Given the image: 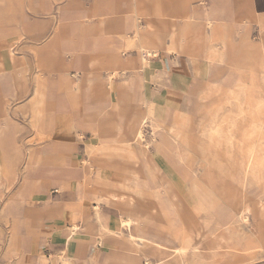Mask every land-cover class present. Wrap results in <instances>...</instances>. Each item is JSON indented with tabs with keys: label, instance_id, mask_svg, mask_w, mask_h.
Masks as SVG:
<instances>
[{
	"label": "rangeland",
	"instance_id": "374dc122",
	"mask_svg": "<svg viewBox=\"0 0 264 264\" xmlns=\"http://www.w3.org/2000/svg\"><path fill=\"white\" fill-rule=\"evenodd\" d=\"M33 1L40 9H32L30 0H7L14 25L26 33L10 37L11 45H0V55L11 52L24 75L21 92L5 85L0 91L6 114L0 115V264H62L64 238L56 248V233L63 235L65 226L47 220L46 194L24 195L27 189L48 188V196L59 200L67 187L47 178L71 180L78 191L87 184L97 193L89 198L93 202L103 195L101 186L111 182L118 197L104 208L102 224L125 251L135 245L128 242V228L119 219L137 220L132 228L136 252L151 264H264V0H254L258 16L247 39L258 43L260 56L251 54L242 69L226 64L223 45L211 43L210 32L204 30L198 46L185 42L194 21L190 13L184 19L167 17L164 32L174 43L172 53L162 50L141 63L140 47L153 50L159 41L163 0H136L138 19L129 11L131 2L123 1L120 14L139 21L142 34L140 41L131 36L121 40L120 51L117 44L106 45L111 38L120 41L118 31H110L111 22L95 15L97 6L107 8L104 0L99 5L98 0ZM233 4L234 18L247 14L248 0ZM47 5L50 9L44 10ZM191 8L213 11L221 4L197 0ZM35 21L43 27L31 29ZM99 35L97 46L94 38ZM47 40L50 44L43 47ZM69 43L74 50L65 58ZM121 58L128 65L110 80L111 67ZM4 59L0 63L10 62ZM70 61L78 69L76 76L67 68ZM31 99L36 102L32 110ZM80 103L83 112L98 117L101 109L94 105H102V117L78 116L73 106ZM142 121L139 143L136 132ZM250 154L256 167L244 170ZM165 191L176 206L168 217L182 221L180 234L169 229L170 221L159 211ZM82 207L92 216L89 204L84 201ZM30 210L38 222L27 219ZM16 215L25 224L18 226L24 234L20 239L12 231ZM63 216L70 218L69 229L84 224V213ZM80 229L84 241L75 261L110 264V247L96 243L101 224L92 221ZM14 239L24 250L12 247Z\"/></svg>",
	"mask_w": 264,
	"mask_h": 264
},
{
	"label": "crops",
	"instance_id": "0c3cea01",
	"mask_svg": "<svg viewBox=\"0 0 264 264\" xmlns=\"http://www.w3.org/2000/svg\"><path fill=\"white\" fill-rule=\"evenodd\" d=\"M99 1L98 0V5H99ZM123 1L126 0H121L120 3H113L110 0H104L106 7H107V12H108V18L103 20V22H111V25H109L110 27V31H118L117 33H119V39H114L111 38L109 42L106 43L110 44V45H116L117 47H115L116 51H120L123 50V42L121 40L124 39L125 35L127 36H131L132 38H135V40L140 41V36L142 34L141 32V26L142 24L139 21H132L130 15H124V14H120V5L123 3ZM197 0H163V6L160 12V17L158 18V22H159V31H160V38L159 41L155 44V48L154 49H159V54L162 53V50H170V47L172 48L173 51V47H174V43L172 40H166L165 37V32H164V28L166 26L167 23V17H170L171 19H184L185 17H189V13L191 15V19H194V21L191 23V25L189 26L188 30L186 31V33L184 34L183 39H185V42L188 44H192L194 46H198V41L200 39H204V30L206 32H210L209 37L211 39V43L215 44H222L223 45V60L226 61L227 65L233 66L236 69H242L244 68L246 65V61L251 57V54H254V57H256L255 59H258L260 56V51H259V47H258V43H254L251 40H247L249 38L248 35V28L251 24V22L253 21H257V12L255 9V3L254 0H248V12L246 14V16L244 17L243 20L245 21H237L234 16H233V8H234V4H233V0H216L217 2H219L221 4V8L217 9V10H211L210 8L205 9L203 11H196L195 9L191 8V4ZM5 2V6L4 7H0V15H3L2 19V23H0V45L2 46H7L9 45L10 42V37L11 39L17 34L18 37H21L22 34H25L26 32L23 30V27L21 29L17 28L14 25V15H13V11L14 10H10L6 8L7 5V0L4 1ZM127 2V1H126ZM129 2H131V8H130V12L133 13V15L135 16V18H140V16L138 15V8H137V2L136 0H129ZM128 2V3H129ZM125 3V2H124ZM30 7L32 9H40L33 0H30ZM170 5H172L174 8L173 10L170 12ZM49 6L47 5L45 7L44 10H49ZM98 12V6L96 8V13ZM195 14V16L193 15ZM193 15V17H192ZM97 16V15H96ZM163 18V19H162ZM211 20L212 21V25L211 27H207V22ZM1 21V20H0ZM9 21V23H8ZM44 24L38 23V22H34L31 25H29V27L31 29H38L40 27H43ZM216 31H212V29L214 28ZM58 27V24H57ZM90 29V27H89ZM135 30H137V37L134 36V32ZM98 33H101L103 36L107 34H104V32H102L101 30L98 31ZM16 39V37H15ZM102 36L99 35L98 37L95 36L94 40V44H96L97 46L99 45V42L101 41ZM126 39V37H125ZM238 39V40H237ZM119 43V45H118ZM12 44V43H11ZM10 44V45H11ZM50 41L47 40L44 45H49ZM157 45V46H156ZM165 47H164V46ZM228 45H232L234 46L235 49H233L231 51V48L229 47L228 49ZM42 47V48H43ZM41 48V49H42ZM175 48V47H174ZM153 49V50H154ZM40 50V49H39ZM39 50H38V56H39ZM65 52L68 53L65 55V58H70L69 53H73L74 50V45L69 43L65 48H64ZM236 51H239L238 54L239 56H241V58H243L244 63L243 65H234L233 64V60L235 59L234 56L236 55ZM54 54V58H55V53ZM64 54V53H63ZM14 55L11 54V52H6L5 55H0V57L5 58L4 60H10V62H5V63H0V91L3 89V85H5L6 90H10V91H19L21 92V88H20V84H21V78L24 77L23 75V67L21 66L20 60L18 59H13ZM38 60V59H37ZM124 61L125 62V68L127 67V58L123 59H119L118 62L114 63L111 67V69L113 70V66L116 65L117 63H119L120 61ZM36 66H38V61L36 63ZM10 67V68H9ZM69 70H71V74L78 72V69L76 68V65H74L72 63V61H70V63L68 64L67 67ZM124 68V69H125ZM234 68V69H235ZM21 69V70H20ZM111 70V72H112ZM20 75V76H19ZM18 77V79H17ZM36 87V86H35ZM34 105L33 106H28L30 110H32L34 107L36 108V102L33 101ZM84 103V101L82 102V104ZM61 105V106H60ZM1 103H0V115H2L1 118L6 117L5 112L3 111L2 107H1ZM62 104H58V107H62ZM99 106V108H98ZM76 107H78V116H82V115H93L91 117H93V119L98 120L100 117H102V105H99L97 103H95L94 108L95 109H101V113H100V117L97 116L98 113H91L90 112H83L82 108L83 106L81 105V103L79 104V106L75 107L73 106V108L76 109ZM97 109V110H98ZM32 112V111H31ZM98 112V111H97ZM59 141V140H57ZM64 142V141H62ZM65 142H69V141H65ZM74 143V142H73ZM76 144V143H74ZM77 146V145H76ZM18 149V147H17ZM16 149V150H17ZM19 150V149H18ZM72 157L76 158V155H72ZM84 170L86 169L87 166L84 165ZM48 183L49 182H53L55 183L57 186L63 188V186L67 187V191L65 192L64 195L60 196L59 198V202L62 203L63 208H60L58 210H54L52 209V199L48 196V188L47 189H43V188H36V189H27L26 193H24V195L26 196H33V195H37L39 192H42L43 194H46L45 197H43L42 199H45V211L48 213L47 215V220L49 221H55V222H59L60 224H63L65 226V229H67V227L70 225L71 221L70 218H65L63 216V211H64V207H69L72 211V214H76L78 215L79 213H84L85 211L82 207V202H86L87 204H89L90 207H92V200H90L89 198L87 199L86 195H90V196H94L97 193L93 192L88 186L87 184L81 186L80 191H78V187H75V182L70 181H55L54 179L49 180V178H47ZM81 183V182H79ZM48 185V184H47ZM44 185V186H47ZM82 185V184H81ZM56 190V189H55ZM58 190V189H57ZM68 190L71 192L70 196L68 195ZM75 195L78 196L77 200L74 198ZM25 198V196H24ZM43 211V210H42ZM33 212V213H32ZM30 216L27 217V219H30V221L32 220H36V222H38L37 220V214L35 211L30 210L29 212ZM93 215V213H92ZM21 215H16L13 221V227H12V231H13V235L17 236L18 239H20L22 236H24L23 233H20V231L18 230V226L19 225H25L24 224V219L21 218ZM44 218L46 216H43ZM46 220V219H45ZM67 221H69V225L67 223ZM25 222H28L25 220ZM67 224V225H66ZM31 233V232H30ZM30 233H28L27 235H30ZM67 231L65 230L62 234H59L58 232L56 233L58 235V239L60 242L56 248L61 245V240L64 238V236L66 235ZM3 235L2 233V229H0V236ZM85 240L90 241L88 238ZM98 240V239H97ZM96 240V243H97ZM12 247L16 250L17 249H22L24 250L22 247H20V245H17V240L14 239V242L12 243ZM19 247V248H18ZM12 249V248H11ZM62 251V245L61 248L59 249ZM29 251V249L27 250ZM55 251V250H54ZM77 252V251H76ZM75 252V253H76ZM69 253V252H68ZM79 262L75 261V264H79ZM34 264V263H33ZM36 264H39V262Z\"/></svg>",
	"mask_w": 264,
	"mask_h": 264
},
{
	"label": "bare ground",
	"instance_id": "6f19581e",
	"mask_svg": "<svg viewBox=\"0 0 264 264\" xmlns=\"http://www.w3.org/2000/svg\"><path fill=\"white\" fill-rule=\"evenodd\" d=\"M244 5H245V7H247L246 4H244ZM173 8L174 7L172 5H170V8H169L170 9V12L173 10ZM246 10H248V8ZM96 15L99 16L103 20L107 19L108 18L107 8L106 9H102V8H99L98 7V12H97ZM244 16H246V13L243 12V14H239L238 16H236L235 19L237 21H245V20H243L244 19ZM211 25H212V21L209 20L207 22V27L209 28V27H211ZM134 36L137 37V30H135ZM125 37L127 38V35H125ZM227 47H228V49L230 47L231 48V51L233 49H235L233 45H232V47H231V45H228ZM170 50H172L171 47H170ZM238 52L239 51H236L235 52L236 55L234 56L235 59L233 60V64L234 65H243V63H244L245 60H243V58H241V56H239ZM140 53H141V57H140L141 63L144 64L147 61V58L149 56H154V55L157 56V55H159V49L149 50V49H145L143 47H140ZM171 53H172V51H171ZM124 64H125V62L121 60L119 63H117L116 65L113 66V70L110 73L111 76L109 77L110 80L112 79V76L113 75H116L118 73V71L124 70V68H125V65ZM73 74H74V76H76V74H78V72H75ZM30 102L33 103V100L31 99ZM144 125H145V121H142L141 123H139V127H138V130L136 132V135H137L136 136L137 137L136 140L139 143H141L142 140H143V128H144ZM105 162H107V161H105ZM255 167H256V161L254 159L253 154H250L249 157H248V159H247L246 164L244 165V170L245 169H250V168H255ZM101 187L103 188V195L100 196L101 198H99V196H97L96 199H99V200L96 201V202L95 201L92 202L93 215L92 216H87L86 213H85L84 214V218H83L84 224L80 228H84V227L90 226L92 221H96V222H98V223L101 224V228H103V231L99 234V237H98V240H97V244H98V246L110 247V257H109L110 258V261H111L110 264H121V262L123 260H126L127 264H151L150 260L147 257L143 258L140 254H138V252H140L139 250H138V252H136L137 251L136 249L139 248V247H138V244L136 242V236L132 233V228H135L136 229V224H137L136 221L137 220H135L131 216H129L127 218L119 219V223L121 225L127 226V228H128V238H127L129 240L128 242L129 243H133L135 246H137V247L134 246L133 249H127V250L123 251L121 249L122 246L120 245L121 241H119L116 238H113L112 239L111 234H110L111 233L110 230H109L110 233L109 232H106L107 231V229H106L107 227L102 224L103 223V220H104L103 219L104 218V215H103L104 208H108L107 206H110L112 204V202H111L112 201V198H117L118 197L116 195V192L118 190H112V189H110L111 188V182H106V184L103 185V186H101ZM68 193H71V192L68 190ZM158 194H160V193L159 192L155 193V196L154 197H158ZM163 194L165 196L163 198L164 199L163 202H165V203L163 204V206L161 208H159V211L162 212L163 217H164L166 223H167L168 220L170 221V223L167 224V226L169 227V229L174 230L176 232V234H180L184 230L182 228V221H181V219L179 217H177V216H174L171 219V217H168V214H167V212H171L170 207L174 206V209H176L175 208L176 206L173 203L170 195L168 193H166V191L163 192ZM86 197L91 199V197H93V195L92 196L86 195ZM101 204H103L104 206H101ZM61 205H62V203H60L59 200H53L52 199V207L53 208H55V207H61ZM63 212L66 215H72L73 217H77L79 215V214L78 215L72 214V211H71V209L69 207H67L66 209H64ZM81 221H82V218H81ZM179 221H181V222H179ZM80 228L73 227V228L69 229L67 227V229H65L67 231V233L64 236L65 248L62 250V254L63 255H61V257H62V264H75V260H76L75 259V256H74L75 255V252L81 248V244L84 241V239L81 237L83 235V232H82V229H80ZM69 247H70V249H69ZM67 252H69V253H67ZM102 263H104V262L102 261Z\"/></svg>",
	"mask_w": 264,
	"mask_h": 264
}]
</instances>
